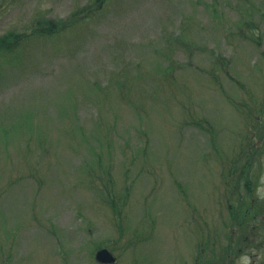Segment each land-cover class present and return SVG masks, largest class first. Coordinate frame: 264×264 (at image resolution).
Segmentation results:
<instances>
[{
    "label": "rangeland",
    "instance_id": "1",
    "mask_svg": "<svg viewBox=\"0 0 264 264\" xmlns=\"http://www.w3.org/2000/svg\"><path fill=\"white\" fill-rule=\"evenodd\" d=\"M92 3L0 0V35ZM35 38L0 59V264H99L103 248L116 264H192L199 243L220 249L239 205L224 172L264 101V0H107ZM261 172L264 202V156ZM236 264H264V248Z\"/></svg>",
    "mask_w": 264,
    "mask_h": 264
},
{
    "label": "trees",
    "instance_id": "2",
    "mask_svg": "<svg viewBox=\"0 0 264 264\" xmlns=\"http://www.w3.org/2000/svg\"><path fill=\"white\" fill-rule=\"evenodd\" d=\"M17 1L11 0L12 3ZM105 2L107 0H93L82 15L68 22L45 20L44 17L41 18L42 13H40L41 17L32 20L26 29H12L0 35V59L6 56L5 59L10 58L12 61L26 56L33 38L51 37L70 26L82 24L92 14L100 12ZM247 110L246 114L251 123L245 134L242 149L230 159L227 174L224 172V176H228L229 180L237 178L232 184L235 185L233 195H239L235 199V203L239 205L231 207L232 203L229 201L232 198L228 199L229 225L225 243L220 249L215 240L212 243L210 241L199 243L192 264H236L243 252L256 253L257 250L264 248V202H260L257 196L264 156V101L257 109ZM196 124L201 128L204 127L197 122ZM208 129L213 131L211 126ZM212 135L216 136L214 131ZM109 199L116 209L119 198L112 193L108 196ZM237 208L243 211H237ZM122 225L119 226L120 229Z\"/></svg>",
    "mask_w": 264,
    "mask_h": 264
},
{
    "label": "water",
    "instance_id": "3",
    "mask_svg": "<svg viewBox=\"0 0 264 264\" xmlns=\"http://www.w3.org/2000/svg\"><path fill=\"white\" fill-rule=\"evenodd\" d=\"M95 259L99 264H115L117 262L116 256L108 248L97 251Z\"/></svg>",
    "mask_w": 264,
    "mask_h": 264
}]
</instances>
